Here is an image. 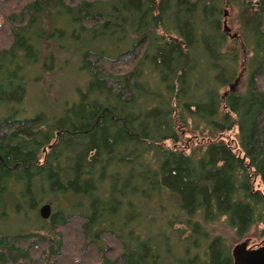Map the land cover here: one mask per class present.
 Returning a JSON list of instances; mask_svg holds the SVG:
<instances>
[{
    "label": "trees",
    "instance_id": "16d2710c",
    "mask_svg": "<svg viewBox=\"0 0 264 264\" xmlns=\"http://www.w3.org/2000/svg\"><path fill=\"white\" fill-rule=\"evenodd\" d=\"M0 4L11 7L0 13L9 40L0 48V209L7 195L35 210L59 207L41 220L43 235L0 233V264H171L160 254H170L171 238L182 246L172 264H233L214 225L232 243L264 225V0ZM226 10L234 38L223 29ZM62 17L94 39L122 33L129 46L115 56L83 51L89 83L77 100L57 116L26 115L25 69H51L59 55L44 46L61 52L70 41ZM240 73L241 87L230 89ZM186 136L195 149L179 146ZM161 199L175 211L169 218ZM158 220L165 228L154 236Z\"/></svg>",
    "mask_w": 264,
    "mask_h": 264
},
{
    "label": "rangeland",
    "instance_id": "374dc122",
    "mask_svg": "<svg viewBox=\"0 0 264 264\" xmlns=\"http://www.w3.org/2000/svg\"><path fill=\"white\" fill-rule=\"evenodd\" d=\"M100 8L103 9V7ZM10 9L11 7L7 6L6 4H0V13L6 14L8 11H10ZM227 14L228 15H226L227 17L225 19L226 25L230 29V32L232 34L236 33V21L233 15L228 13V11ZM61 20L62 22L58 25V29H61L64 35H67L68 38H70V41L66 44H60V48L62 47L63 49L61 50V52H59L57 48L52 44H46L44 46H49L46 49L47 53L54 52L52 50H56V53L54 54L59 55L58 58H55L53 61H51V69H49L46 73H41L38 70L36 71L32 69L31 67L29 69H25L26 71H28V77H26L27 88L23 102L20 104V107H18L21 109H25V111L22 112L26 115H33L39 112H44L49 117L57 116L60 113L63 105L77 100L78 90H85L87 84L89 83V79L87 78L86 74H84L80 69V59L81 53L83 51L90 50L104 53L109 52L106 54L115 56L118 49H123L129 46V40H125V37L122 33H118L117 36L113 37L108 35H100V37L94 39L88 34L78 32V30H75L74 26L69 27V20L65 17H62ZM3 21L4 18H0V28L2 26V30L0 29V48H5L9 44L7 34L5 35V32H3L6 29V24H4ZM205 28L208 29L207 26H205ZM208 35L210 36L212 44L217 41L215 40V34L211 33ZM228 43L229 42H227V44H223L222 46L220 43H218L216 45L217 49L215 46L212 47H214V50H216V52H221L226 50V46L228 45ZM31 53L29 55H32ZM29 55L24 56L29 58L33 57ZM21 57L20 60L23 59ZM206 59L208 61V64H213V62L210 61L209 56H206ZM30 60L31 59H24L27 64H29ZM241 73L238 79H236L235 84H232L233 89H239L241 87L242 80H244V77H242ZM199 79L200 82L203 83L205 76L202 75L199 77ZM147 80H149L150 82L146 83ZM142 82L147 84L148 86L150 85V83H152V86L156 87V81L148 79V76L144 77V80H142ZM140 106L143 107V104ZM1 112L3 111H0V113ZM224 137L230 141L233 140L235 138V130L225 133ZM186 138L179 144V146L185 149H195V142L191 140L192 138H190V136H186ZM166 144L168 145L169 143L166 142ZM119 173L122 175V178L126 176L122 168L119 169ZM255 186H258V182L255 183ZM47 195L50 197L51 194L47 193ZM57 197L59 198V196ZM70 198L72 199V196H70ZM73 200L80 201L78 198H75ZM161 200V203H163V206L165 208L164 215L166 217L168 216V218L171 217L175 213V211L172 209V204L168 200ZM10 201H15V199L11 198V195H7L6 203L4 204L5 207L0 209V233L22 232L25 234H45L44 232L39 231V227L41 225H45L44 223H41L42 219L39 216V208L42 205L47 204L46 202H40L35 210V208L31 207V201L26 197L20 198V200L16 201V204L15 202L12 203ZM56 204L57 203L55 202L53 204H49L51 207L50 214H52L56 209L59 208ZM60 204L62 207H64L65 205V203L63 202H60ZM153 213H155V211ZM150 227H152L151 232L154 234V236H156L158 232H164L165 228L164 223L160 220L150 225ZM174 229H182V225L175 224ZM214 229L215 233L222 234L227 242L232 244V248L240 243H244L245 248L251 249H256L259 246L264 245V225H256L252 227L243 238L233 243L231 238V231H229L222 225H214ZM62 232L64 233L66 231L63 230ZM159 244H161V241H159ZM170 248L171 252L169 255H164V253L162 252V247V250L160 249L162 253L160 254L162 261L168 260L172 264L173 261L175 262L179 257H181L182 246L178 245L174 241V239L171 238Z\"/></svg>",
    "mask_w": 264,
    "mask_h": 264
},
{
    "label": "water",
    "instance_id": "95a60500",
    "mask_svg": "<svg viewBox=\"0 0 264 264\" xmlns=\"http://www.w3.org/2000/svg\"><path fill=\"white\" fill-rule=\"evenodd\" d=\"M226 15L227 12L224 11V16L226 17ZM223 29L231 38L236 36V34H230V29L227 27L225 20ZM229 88L233 89V86L231 85ZM50 212L51 207L49 204H44L39 208V216L41 219H47L50 216ZM231 255L233 264H264V245L256 249H251L245 248L244 243H240L232 248Z\"/></svg>",
    "mask_w": 264,
    "mask_h": 264
}]
</instances>
